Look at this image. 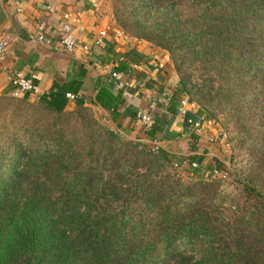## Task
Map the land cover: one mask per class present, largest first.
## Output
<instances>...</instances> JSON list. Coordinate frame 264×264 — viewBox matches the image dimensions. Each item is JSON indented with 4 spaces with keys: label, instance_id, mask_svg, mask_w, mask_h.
Masks as SVG:
<instances>
[{
    "label": "trees",
    "instance_id": "16d2710c",
    "mask_svg": "<svg viewBox=\"0 0 264 264\" xmlns=\"http://www.w3.org/2000/svg\"><path fill=\"white\" fill-rule=\"evenodd\" d=\"M111 5L113 24L168 53L179 73L173 82L187 93L185 63L206 77L215 98L201 107L229 120L231 150L244 149L234 201L220 192L215 166L202 168L204 157L188 156L197 168L182 177L168 156L120 140L98 118L87 126L80 121L73 131L84 132L70 137L72 126L61 117L71 106L58 89L36 102L6 94L0 97V264H264V0ZM121 105L105 83L91 103L111 115ZM72 106L87 108L76 99ZM195 134L190 153L197 152ZM146 135L154 137V129Z\"/></svg>",
    "mask_w": 264,
    "mask_h": 264
},
{
    "label": "crops",
    "instance_id": "0c3cea01",
    "mask_svg": "<svg viewBox=\"0 0 264 264\" xmlns=\"http://www.w3.org/2000/svg\"><path fill=\"white\" fill-rule=\"evenodd\" d=\"M64 20L72 26L77 40L78 48L72 53L55 48ZM39 24L52 40L51 46L36 40ZM0 37L9 40L7 56L0 62V97L9 95V76L20 74L35 88V92L25 94L29 101L47 98L58 89L69 106L73 100L66 94L91 107L97 89L105 83L122 105L112 115L91 108L111 132L153 143L177 161L193 154L204 157L202 168L225 153L216 144V127L194 130L186 125L187 114L193 115L190 107L181 106L184 93L173 82L168 54L146 41L126 37L113 24L105 0H0ZM81 46H88L90 54H85ZM112 73L119 79H113ZM138 113L153 118L150 130L154 129V137H147L142 122L131 116ZM194 133L197 152L190 153V136Z\"/></svg>",
    "mask_w": 264,
    "mask_h": 264
},
{
    "label": "rangeland",
    "instance_id": "374dc122",
    "mask_svg": "<svg viewBox=\"0 0 264 264\" xmlns=\"http://www.w3.org/2000/svg\"><path fill=\"white\" fill-rule=\"evenodd\" d=\"M105 8L107 10V12L111 15L112 17V5H111V0H105ZM113 19V17H112ZM114 21V20H113ZM115 24V22H114ZM115 26H117V24H115ZM118 28V26H117ZM119 29V28H118ZM126 37L134 39V37L131 36V34H127L124 31H122L121 29H119ZM166 52V51H165ZM167 53V52H166ZM168 54V53H167ZM171 66L173 67V64L170 63ZM185 68H181V71L184 73L182 74L183 76H188V81L190 82V86H188V89L191 90L192 94L190 95L189 93H187L186 90H184L183 88H181L180 83L179 87L181 88V90L184 93V98H185V102H187V107H190L191 110V114L197 117H201L206 119L207 122H209V124H205L204 126H212V127H216L219 130V134L216 136L217 138L215 140H217L218 142L220 141V143H216L218 146L222 147L223 150L225 151V153L221 154L220 156L218 155L217 157H213V160H211V164L212 167H214V169H216V167L218 166V164L223 165L225 170L228 172V175L225 179H220V183L222 185H220V192H225V194L228 196V198L234 201V199H232V197H235V188L239 186L237 179L241 178V175H237V172H239V168L241 167V165L243 164V152L244 149L242 148V150H240L238 152V154H235V152H233L230 148V142H228L227 136H230L227 131L226 128L229 127L230 129L232 128L231 125H227V119L223 118L221 115L218 114V117H214L211 116L209 110L201 107V103H207L209 102V100L211 99V97L213 96V99L215 98L213 95V90L210 91V95H208V89H207V79L204 76H201V71L198 68L197 65H189L188 63H185ZM173 69V68H172ZM174 71V75L175 77L178 78L179 80V73L177 74L176 71L173 69ZM180 74V76H182ZM183 78V77H182ZM207 84V85H206ZM11 97V96H10ZM13 98V97H12ZM193 98V99H192ZM17 99V98H16ZM235 98L232 99V103H235L236 100H234ZM212 103H208L207 106H211ZM244 106H247V104H244ZM228 112V111H226ZM245 113V111H244ZM43 114L39 113L38 116L41 117ZM196 117V118H197ZM62 119L67 118L65 121L67 124H69L71 127V131L69 130V136L73 137V138H78L81 136V134L84 132V130H81L79 132H75L73 131L74 129H76L79 126L80 121L83 122L84 126H87V121L89 122L90 120H96L98 118V121L100 122V125H104V123L102 122L101 119H99L97 112L94 108L88 107L83 110L74 108L73 106L68 108V111L66 112V114L64 116L61 117ZM255 123H253L252 125L249 126L250 129L253 128ZM105 126V125H104ZM203 126V127H204ZM203 129V128H202ZM116 136H118L120 138V140L124 141V142H139L141 144H144L146 146L147 149L151 148H155L157 150V154L160 155H165L168 156L171 165H172V169H175L180 176L184 177L186 176L185 171L183 169L177 168L175 167L174 163L177 162V159L174 155L168 153L165 149L163 150L162 148L156 146L153 143H146V142H142L139 141L140 139L137 138L136 140H129L125 137H121L118 134H115ZM233 144V143H232ZM156 154V153H155ZM233 155L236 156V159L233 157ZM243 160V161H242ZM179 161V160H178ZM171 168V166H170ZM234 174H236L234 176ZM236 209H232L231 211H229V214L231 216L234 215V213L236 212ZM181 247L190 250L189 247H187L185 244H182Z\"/></svg>",
    "mask_w": 264,
    "mask_h": 264
},
{
    "label": "built area",
    "instance_id": "2783aa9c",
    "mask_svg": "<svg viewBox=\"0 0 264 264\" xmlns=\"http://www.w3.org/2000/svg\"><path fill=\"white\" fill-rule=\"evenodd\" d=\"M38 34L35 36L36 40L46 46H51L52 45V40L47 37L44 33V26L42 24L38 25L37 28ZM55 48L59 51L62 52H69L72 53L76 48H78L77 45V40L74 35V31L72 26L67 20H64V22L61 24V29H60V37L59 40L55 43ZM9 48V40L7 38H1L0 37V62H2L8 52ZM85 54H90V48L88 46H81L80 48ZM111 77L113 79H119L117 74L112 73ZM8 83H9V96L13 98H21L24 94L29 93V92H35V88L33 86L32 81L27 80L23 78L20 74H12L8 78ZM66 98L68 100H74L75 97L66 94ZM187 102H181V106L183 108L187 107ZM143 124L144 130L149 131L151 126L153 125V118L148 115V114H142L138 113L135 115ZM209 124V122L206 121V119L201 118V117H189L186 120V125L189 126L190 128H193L194 130H200L205 124ZM116 134V133H114ZM220 143V141H219ZM151 151L153 153L157 154V150L155 148H151ZM175 167L187 170L186 174L192 177V169L197 168V164L195 162L189 163L185 159L179 160L176 163H174ZM188 168V169H186ZM215 176L219 177L220 179H225L227 177V172L226 171H219L217 169L214 170L213 173Z\"/></svg>",
    "mask_w": 264,
    "mask_h": 264
}]
</instances>
